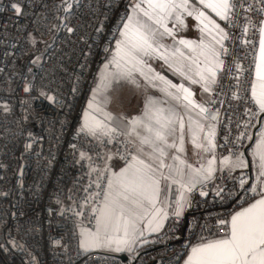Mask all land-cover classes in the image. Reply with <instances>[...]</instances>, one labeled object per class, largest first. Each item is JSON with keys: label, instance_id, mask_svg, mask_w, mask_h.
Masks as SVG:
<instances>
[{"label": "built area", "instance_id": "built-area-1", "mask_svg": "<svg viewBox=\"0 0 264 264\" xmlns=\"http://www.w3.org/2000/svg\"><path fill=\"white\" fill-rule=\"evenodd\" d=\"M13 2L22 3V15L12 10ZM231 2L230 20L219 23L228 34V55L221 57L225 65L218 73L211 100L215 103L202 104L207 115L218 114L216 157L234 160L245 156L261 122L264 132V113L250 95L264 0ZM131 4L132 0H0V248L10 254L9 262L179 264L193 245L224 235L226 227L220 221H228L253 198L248 167H217L212 179L191 193L180 217L171 215V194L162 230L121 255L123 260L79 247L80 229L94 226L92 205L99 207L95 200L85 204V197L101 190L97 182L106 185L91 168H102L100 157L120 147L117 141L107 144L106 136L81 131L84 99L110 57ZM68 27L74 31L69 33ZM32 35L40 41L39 52ZM25 85L30 92H24ZM112 160L126 163L119 155ZM201 191L207 195L200 197ZM80 205L82 214L74 215ZM70 206L73 211H67Z\"/></svg>", "mask_w": 264, "mask_h": 264}, {"label": "snow or ice", "instance_id": "snow-or-ice-1", "mask_svg": "<svg viewBox=\"0 0 264 264\" xmlns=\"http://www.w3.org/2000/svg\"><path fill=\"white\" fill-rule=\"evenodd\" d=\"M233 7L231 0H137L132 6V14L120 22L123 25L117 29L120 39H116L115 51L104 65L105 71L101 73L100 83L93 89L88 105L92 111L102 114L103 119L86 112L88 119L81 127V131L87 129L93 136L108 137L107 144L113 141L120 144L115 153L107 152L100 157L104 162L102 168H91L92 172L99 173L98 180L106 179V185L97 182L96 187L101 190L85 197V204L92 200L99 204V207L92 205L94 226L81 228L79 232V247L85 252L101 249L131 251L132 245L144 235L138 228L139 222L147 220L145 227L152 226L150 230L153 232L163 226L161 221L167 218L168 212L158 205L162 203L161 196L172 185L179 186L180 194L173 215L180 217L189 202L184 193L191 192L196 184L212 179L216 171L215 158L209 159L206 167L194 168L181 155L186 151V135L190 136V142L199 152L209 153L215 149V127L208 125L205 131L202 123L208 118V109L197 103L189 87L173 84L158 73L153 75L154 70L145 57L163 60L183 79L191 84H200L204 92H209L218 83L217 74L225 65L221 57L228 55L223 43L228 34L202 9H209L221 20L227 21ZM11 8L16 15L23 14L21 2L11 3ZM187 18L197 22L201 33L199 42L178 37L177 33L188 27ZM260 23L259 55L255 63V79L251 83V100L258 106L259 112L264 113V21ZM67 31L71 33L74 29L68 27ZM96 31L101 33L103 29L97 28ZM243 31L245 34L248 32L247 26ZM213 32V40L219 48L204 43V35ZM169 38L172 43L166 44L164 41ZM182 49L191 54L186 55ZM110 66L114 71H107ZM236 68L239 70L240 65L237 64ZM228 71L231 72V69ZM135 74L143 77L152 87H158L154 81L162 82L164 87L159 90L176 103L162 107L169 101L148 96L139 115L114 117L105 110L112 100L110 91H115L122 81L139 88ZM23 90L28 93L31 89L25 85ZM47 99L51 101L53 97L48 96ZM181 108L183 111H180ZM194 111L197 118L192 116ZM217 115L213 114L211 119L216 120ZM200 133H203L202 137ZM119 136H123L124 140L118 141ZM101 144L103 146L104 142ZM114 155L126 161L119 171H112L108 164ZM253 155L258 161L260 198L232 214L230 221L221 220L220 224L226 227L224 235L192 246L185 264H264V138H261ZM80 156L85 158L83 152ZM88 159L91 160V157ZM220 164L221 171L224 168L248 167L242 154L234 160L225 156ZM244 183L241 180V186ZM251 191L257 192V187ZM200 195L207 193L201 191ZM101 196L102 200L99 199ZM79 207L83 205L78 206L74 215L82 214ZM67 211H73L72 207Z\"/></svg>", "mask_w": 264, "mask_h": 264}, {"label": "crops", "instance_id": "crops-1", "mask_svg": "<svg viewBox=\"0 0 264 264\" xmlns=\"http://www.w3.org/2000/svg\"><path fill=\"white\" fill-rule=\"evenodd\" d=\"M136 2H137V0H132V4L128 9V14H132V6ZM197 6L202 8V6H200V5H197ZM202 10H204L206 12V14L209 15L218 24L220 22L225 21V20H221L218 16L215 15V13L211 12L209 9H202ZM262 21H264V14H263V20ZM187 23H188V27L186 29H184L182 32L177 33L178 37H182L185 39H189V40L199 42V40L201 38V33L198 31V28L196 26L197 22L195 20H193L192 18H187ZM169 26L171 27L170 23H169ZM122 27H123V25L121 24L120 28H122ZM260 27H261V25H260ZM213 35H215V32H213L211 35H204V37H203L204 43H205V45H209V46L214 45L215 47L219 48V45H215V41L213 40ZM116 39H120L119 33H118V36ZM259 40H260V36L258 34V45H257V50H256V58L259 55ZM164 42L166 44L172 43L170 38L165 40ZM115 47H116V40L112 44V49H111V54H110L109 59H111V56H112L113 52L115 51ZM182 50L185 52L186 55L191 54L188 52L187 49H182ZM256 58H255V63H256ZM145 59H146L147 63L151 66V68L154 70L152 73L153 75L158 73L160 75H163L167 80L171 81L173 84H184L186 87H189L190 90L193 92V94H194L193 98L197 101V103L202 104V103H210L211 102V100L215 94L216 87H217L218 83L213 85L212 89L206 93L203 91L200 84H191L189 81L183 79L180 75H178L176 72H174L172 69H170L168 64H166L163 60L150 59L147 57H145ZM200 59L203 60V57H200ZM107 61L101 65L100 70L97 73L95 80L93 81L92 85L90 86V88H89V90L85 96L84 112L82 114V123L83 124H84L85 120L88 119V117L85 116L86 112H90L92 116H95L98 119H103L102 114L92 111L91 109H89L88 105H89V101L92 99V96H93V89H95L97 87V85L100 83V76H101V73L105 71L104 65L107 63ZM255 63H254V70H253V80L255 79ZM107 71L112 72V71H114V69L110 66ZM135 75H136V80L139 84V88H137L135 85H132V84H129L127 82L122 81L119 84V86L115 89V91H110V95L112 97V100L107 105L105 110L108 112H111L114 117H119L120 115H124L127 117L139 115L143 110V104L145 102L146 97H148V96H151L153 99H156V100H168L169 104H167V105L162 104L161 105L162 107H168L169 105L176 103L175 101H172L169 97L165 96L159 90V88L164 87L162 82L154 81V83L157 84L158 87H152V86H150L149 82L145 81L143 77L139 76V74H135ZM217 79H218V74H217ZM170 91L174 92L175 90L170 89ZM250 95H251V92H250ZM180 111H183V109L181 108ZM196 111H198V110H196ZM192 116H193V118H197L195 111L192 113ZM207 117H208L207 119L202 121V123L205 125V131H207L208 125H213L215 127V123H214V120L211 119V115H207ZM185 121L187 122V117H185ZM120 128L122 130L123 126L120 125ZM199 135L202 137L203 133H200ZM97 136H99V134ZM261 138H264V132L262 129V122L260 123V127H259L256 135L251 140L245 156L242 157L244 159L245 163L248 165L249 172L251 174V182H250L251 189L253 187H257V192H255V193L253 192V198L242 208L248 207L249 203H252L255 201V199L260 198V195H259L260 180L258 179V168H257L258 161L254 157L253 153L256 150V147L259 144ZM185 149H186V151L183 154H181L182 158L186 159L189 163H191L194 168H200L201 165H204L206 167L208 160L213 159V158H215V161H216V163L214 164V167L215 168L222 167L220 164V161L224 157L217 158L215 155V149L213 150V152H209V153L199 152V150H197L193 147L192 143L190 142V136H188V135H186V137H185ZM198 152H199V154H197ZM108 164L111 166L112 171H119L121 168H123L125 166V164H117L113 160H109ZM240 168H242V167H237L234 169L228 168V169L237 170ZM204 181H202V182H204ZM201 183L196 184V186L192 189L191 192H185L184 193L185 196L189 199V196L191 195V193L193 191H195ZM178 188H179L178 185H172L171 189L167 193H165L164 195L161 196L162 203L160 205H158L159 207H163V208L167 209L170 205L169 199H170L171 194H172L174 201H173V204L171 205V215H173L174 208H175V202L178 199L179 194H180L178 191ZM172 189H173V191H172ZM186 206H187V204L185 205V208H186ZM185 208H184L182 215L185 213ZM242 208H240L236 211H240ZM236 211H234L232 214H234ZM173 216H175V215H173ZM165 220L166 219L161 221L162 225H164ZM230 220H231V216L229 217L228 221H230ZM146 224H147V220L139 222L138 228L144 232V235L142 237H140L139 240L135 244L132 245V249H135V248L142 246L145 239L148 236L159 233L163 228V226H162L158 231L153 232L150 230L152 226L145 227ZM78 244H79V236H78ZM195 245H193V246H195ZM97 251L111 253V254L118 255V256H121V255L128 252L127 250L122 251V252H112V251H108V250H104V249L91 250L88 252H97ZM190 251H191V247L187 250V252L183 256V258L181 259L179 264H185V261L187 260V257L190 254Z\"/></svg>", "mask_w": 264, "mask_h": 264}, {"label": "trees", "instance_id": "trees-1", "mask_svg": "<svg viewBox=\"0 0 264 264\" xmlns=\"http://www.w3.org/2000/svg\"><path fill=\"white\" fill-rule=\"evenodd\" d=\"M58 26V20L55 21L54 27ZM9 253L0 248V264H17V261L15 259H12L11 262L8 261Z\"/></svg>", "mask_w": 264, "mask_h": 264}, {"label": "rangeland", "instance_id": "rangeland-1", "mask_svg": "<svg viewBox=\"0 0 264 264\" xmlns=\"http://www.w3.org/2000/svg\"><path fill=\"white\" fill-rule=\"evenodd\" d=\"M58 25H59V20H58ZM58 27V26H57ZM57 27H55V28H57ZM116 40V39H115ZM31 42L33 43V44H35L34 45V49L36 50V52H39V51H41V45H40V41H39V39L37 38V36L36 35H32L31 36ZM38 44V45H37ZM92 85V84H91Z\"/></svg>", "mask_w": 264, "mask_h": 264}, {"label": "water", "instance_id": "water-1", "mask_svg": "<svg viewBox=\"0 0 264 264\" xmlns=\"http://www.w3.org/2000/svg\"><path fill=\"white\" fill-rule=\"evenodd\" d=\"M198 195H199L200 197H205V196H201V195H200V192H198ZM120 259L123 260V257L120 256Z\"/></svg>", "mask_w": 264, "mask_h": 264}]
</instances>
